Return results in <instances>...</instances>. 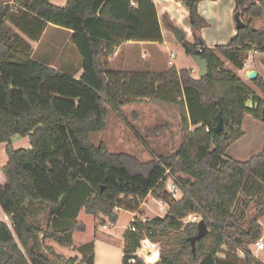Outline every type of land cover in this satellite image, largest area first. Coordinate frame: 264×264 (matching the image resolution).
Here are the masks:
<instances>
[{
    "label": "trees",
    "instance_id": "16d2710c",
    "mask_svg": "<svg viewBox=\"0 0 264 264\" xmlns=\"http://www.w3.org/2000/svg\"><path fill=\"white\" fill-rule=\"evenodd\" d=\"M177 1L189 11L194 36V44L184 40L183 49L192 59L200 56L208 62L206 77L195 78L192 70L174 66L161 74L109 70L123 43L163 42L153 0H68L62 7L50 0L0 4V145L6 144L8 158L0 169L7 180L0 185V209L11 224L0 222V264H53L44 254L40 232L44 239L76 249L73 234L87 232L86 225L76 221L79 211L104 227L117 224V209L135 212L149 197L167 203V213L136 222L138 232L126 230L122 264H260L252 245L264 235L258 222L264 218V148L245 162L227 152L243 138L246 115L263 122L264 97L238 72L250 51L264 53V30L251 22L264 17V0H235L234 15L246 26L227 45L215 48L201 37L208 23L198 12L200 0ZM163 23L176 30L165 17ZM47 25L72 32L83 62L80 79L32 59L31 45L13 28L37 42ZM253 84L264 96V79L257 76ZM250 99L256 108L246 106ZM144 100L178 106L182 144L173 155L143 163L130 154L109 152L104 143H92V135L107 128L108 107L119 112ZM219 113L223 129L217 133ZM16 135L28 138L31 150L15 149ZM170 177L180 199H172L167 191ZM248 196L256 199L257 213L246 231L244 208H239L250 203ZM130 197L134 201H128ZM28 203L58 216L67 212L72 223L53 230L32 225ZM191 214L200 215L207 225L201 239L194 240L199 224L184 221ZM147 238L160 245L152 259L146 253ZM89 248L82 264H94L92 245ZM59 258L66 264L79 262Z\"/></svg>",
    "mask_w": 264,
    "mask_h": 264
},
{
    "label": "rangeland",
    "instance_id": "374dc122",
    "mask_svg": "<svg viewBox=\"0 0 264 264\" xmlns=\"http://www.w3.org/2000/svg\"><path fill=\"white\" fill-rule=\"evenodd\" d=\"M68 0H50L51 3L57 6H65ZM3 4V3H2ZM28 45L36 50L33 53L35 59L51 66L57 71L68 73L69 71H77L80 68V61L82 58L78 54L76 48L69 41V31L55 30L49 28L47 35L36 46V43L26 38L19 30L13 27ZM157 44V43H156ZM158 48L161 52L169 55L174 50L177 54L175 63L179 69L188 68L190 64L197 65L191 57H189L183 47L167 46L162 47L159 44ZM139 52V50L137 49ZM146 56H150V51L147 50ZM229 67V64L227 63ZM189 69V68H188ZM196 75V74H195ZM199 77V75H196ZM163 106V104L154 103L152 101L144 100L132 105L123 107L119 112L114 111L108 107L110 116L107 122V128L104 132L93 134L92 143L95 146H99L101 143L107 145L109 152L111 153H126L135 156L141 162L146 163L152 159H158L161 157H168L173 155L182 144V125L181 118L178 114H175V110L179 112V109L172 106ZM244 136L237 141L227 152V156L237 160L245 162L251 159L253 156L260 154L264 148V124L254 120L251 117L244 119L243 125ZM23 138V137H22ZM28 139V138H24ZM29 140V139H28ZM15 149L19 150L21 147L15 145ZM0 150V167L5 166L7 163V155L2 146ZM181 194L179 195V198ZM244 196L241 197V199ZM248 196L247 199L250 203L244 207V204H240V210L244 208V216L242 219V227L244 230L249 229V222L255 217L257 213L256 199ZM257 198V197H254ZM260 200V198H257ZM264 202V199H262ZM146 202V203H145ZM143 202L138 209L133 212L125 209H120L118 212L119 220L117 224L107 225V228L103 226H96V240L93 242L94 247V264H122V243L124 234L129 227L131 219L134 213L144 219H151L153 217H163L167 213V205L165 202L156 200L153 197H149ZM33 203L26 205L27 210H31L29 223L32 225H38L39 221H47L48 210H43L40 215V219L33 217L32 214L37 213V207ZM46 207V206H44ZM87 214L84 215V222L86 227H92L93 217ZM9 220V218L7 217ZM95 221V220H94ZM187 223V218L184 220ZM0 222L5 221V215L0 209ZM258 222L264 232V218H258ZM44 229H46L45 224ZM95 229L89 230L88 237L94 233ZM83 234V233H82ZM40 243H44L43 247L51 243L47 239H39ZM91 241V240H90ZM155 250H160V245L156 242ZM40 244V245H41ZM45 251V249H43ZM74 250V249H73ZM154 250V251H155ZM66 257H69L72 250H63ZM76 254V253H75ZM73 255V254H72ZM220 258H225V249L219 255ZM241 259V254L239 255ZM79 258V256H76ZM75 258V259H76ZM264 259V255L262 256ZM239 262L238 264H241Z\"/></svg>",
    "mask_w": 264,
    "mask_h": 264
},
{
    "label": "crops",
    "instance_id": "0c3cea01",
    "mask_svg": "<svg viewBox=\"0 0 264 264\" xmlns=\"http://www.w3.org/2000/svg\"><path fill=\"white\" fill-rule=\"evenodd\" d=\"M158 14L159 22L162 26V34H163V42L160 43L162 47L167 46H177V47H183V43H179L174 35V31L168 30L164 23L163 19L164 17L170 22L176 29H181L186 33V41L194 44V36L192 29L188 23L189 19V11L185 7V5L177 0H153ZM13 0H0V4H7L12 3ZM235 0H200L198 4V12L202 18L206 20L208 23V26L204 27L201 31V37L207 47L209 48H215L216 46H225L227 45L236 35H237V28H236V22H235ZM252 26L255 29L258 30H264V17L253 19ZM49 28H54L55 30H61L65 31L62 28L47 25L46 29L40 38L39 41L35 42L36 46L41 42V40L47 35V31ZM69 41H71L72 38V32L69 31ZM26 37V36H25ZM27 38V37H26ZM159 44V43H157ZM156 43H149V42H127L123 43L117 50L116 54L113 58L109 61V70L116 71V72H128V73H149V74H161L166 71H168L171 67H176L178 70H181L177 67L175 60L177 58V54L174 50H172L169 55L165 54V52H161V50L158 48V45ZM32 47V46H31ZM139 50V52L137 51ZM36 50V47H32V59L35 61L47 65L40 60L35 59L33 56L34 51ZM147 50L150 51V56H146ZM254 50L250 51L247 54V60H246V67L245 70L239 71V75L241 79L247 83L255 92V94L261 98H263L262 92L253 84L252 80H249L247 78V73L250 71H256L257 76H260L264 79V53L258 52L257 55L254 54ZM171 53L176 54V58L173 60L174 65H170L169 62L171 59ZM193 60V59H192ZM194 61V60H193ZM81 65L80 68L77 71H69L68 73H64L74 79H80V77L83 74V62L80 61ZM49 66V65H47ZM52 68L51 66H49ZM193 72V77L197 78V74L199 75V68L197 65L190 64L188 67ZM185 68V69H188ZM53 69V68H52ZM61 72V71H60ZM196 74V75H195ZM163 106H169L168 104H163ZM171 107L174 106L178 108L176 105H170ZM246 106L250 109L256 108V103L253 99H250L247 101ZM170 107V108H171ZM179 109V108H178ZM175 114L179 116L180 119V112L175 110ZM251 117L254 120H256L252 115H246V117ZM244 118V119H245ZM259 121V120H256ZM261 122V121H259ZM264 124V122H261ZM244 125V120H243ZM242 125V127H243ZM13 146L21 147L19 149H25V150H31L30 141L28 139H24L19 135H16L12 138ZM6 152V144L0 145V150L3 148ZM8 162V160H7ZM7 164V163H6ZM5 164V165H6ZM4 167V166H3ZM2 167H0L1 169ZM7 182L6 177L0 173V185H5ZM146 203V202H145ZM38 211L35 212L33 217L40 219V215L44 209L41 207H37ZM48 210V218L47 221H39L38 225L41 229L44 230L47 229H65L70 226L72 223V217L69 213L64 212L63 215L58 216L54 211L51 209H45ZM120 209H117L116 212L118 213ZM85 211L82 209L79 211L76 221L82 222L86 225V222H84L83 218L85 215ZM135 216H138L134 213L132 220ZM89 217V216H88ZM92 217V216H91ZM92 227L89 225L87 226V232L86 233H74L72 238L74 242V246L76 249L73 250L72 247H65L59 245L57 242H55L52 239H47L49 244H47L46 247H43L45 249L44 254L48 255L49 259L52 260L53 264H66L63 260H61L59 257H65L66 259H75L76 256H79V258H76L81 262L82 256L84 253H87L90 250V245H93V242L96 240V226L94 217L92 218ZM5 221H7V217L5 216ZM130 222V224H131ZM130 226V225H129ZM108 227V226H107ZM106 227V228H107ZM93 228L95 229L94 233L88 237L89 230ZM104 228V227H103ZM129 228V227H127ZM105 229V228H104ZM39 239H44V232L39 233ZM91 240V241H90ZM44 244V243H43ZM125 246V239H123L122 243V250ZM72 250L69 257H66V254L63 252V250ZM84 249L83 253L81 252ZM94 254V247L92 250ZM76 253V254H75ZM73 254V255H72ZM123 254V253H122ZM95 261V256H94Z\"/></svg>",
    "mask_w": 264,
    "mask_h": 264
},
{
    "label": "built area",
    "instance_id": "2783aa9c",
    "mask_svg": "<svg viewBox=\"0 0 264 264\" xmlns=\"http://www.w3.org/2000/svg\"><path fill=\"white\" fill-rule=\"evenodd\" d=\"M132 7H135V3L134 1H132L131 3ZM255 55L258 54V51L257 50H254L253 51ZM176 58V54L175 53H171V61L169 62L170 65H174V62L173 60ZM246 62L244 64V68L243 70H245V67H246ZM207 131H209L207 129ZM166 175H170V170L167 169L166 170ZM167 191L168 193L171 195V198L172 199H180L179 198V195L181 194L180 192V189L177 185V183L175 182L174 178L173 177H170L168 183H167ZM128 201H134L133 198H128ZM167 207H168V204L166 203ZM147 219H144L142 217H139V216H135L134 219L132 220L129 228L132 232H138V229H137V226L135 225L136 222H146ZM202 221V218L200 215L198 214H191L188 216L187 218V223H200ZM186 222V221H185ZM6 223L8 224V226H11L10 224V221L7 219ZM112 225V224H109V226ZM107 226H104V228H106ZM145 234H148V235H152V233H147L145 232ZM148 239V247H147V257H149L150 259H152L154 257V255L157 253V249L155 250L154 248L156 247L154 243H151L152 241ZM150 244L152 247H154L153 249L150 248ZM155 250V251H154ZM239 252V255L241 254L242 258H244V253L239 249L238 250ZM252 253H253V258L255 259L256 262L260 263V264H264V259L262 258V256L264 255V235L259 238L253 245H252Z\"/></svg>",
    "mask_w": 264,
    "mask_h": 264
},
{
    "label": "water",
    "instance_id": "95a60500",
    "mask_svg": "<svg viewBox=\"0 0 264 264\" xmlns=\"http://www.w3.org/2000/svg\"><path fill=\"white\" fill-rule=\"evenodd\" d=\"M235 22H236V28L237 30L239 29H243L246 24L243 22V20L241 19V16L239 14H237L235 16ZM174 35L177 39V41L179 43H183V41L186 39V33L181 30V29H176L174 31ZM194 62L197 64L198 68H199V78H203L206 77L208 75V62L206 60H203L200 56H195L193 58ZM257 77V72L256 71H250L249 73H247V78L249 80H255ZM217 127L215 129V131L217 133H220L223 129L222 126V116L221 113L218 114L217 116ZM263 122H264V115H263ZM199 227V233L198 235L194 238V240H198L201 239L202 237H204L208 230H207V225L204 221H201L198 225ZM193 240V241H194ZM3 251L2 248H0V253ZM77 264H82L81 262H78ZM156 264H162L161 261H158Z\"/></svg>",
    "mask_w": 264,
    "mask_h": 264
}]
</instances>
